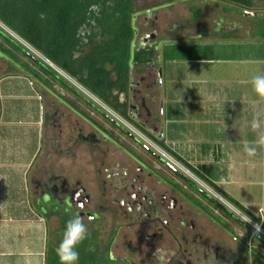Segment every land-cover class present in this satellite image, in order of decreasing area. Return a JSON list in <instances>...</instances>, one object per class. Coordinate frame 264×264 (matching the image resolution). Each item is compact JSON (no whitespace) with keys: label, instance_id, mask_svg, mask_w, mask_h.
Masks as SVG:
<instances>
[{"label":"flooded vegetation","instance_id":"flooded-vegetation-1","mask_svg":"<svg viewBox=\"0 0 264 264\" xmlns=\"http://www.w3.org/2000/svg\"><path fill=\"white\" fill-rule=\"evenodd\" d=\"M133 31L131 57L148 46L152 59L131 62L124 89L101 91L102 99L93 95L126 125L81 91L72 93L89 113L64 100L43 112L47 160L32 173L30 190L34 210L47 223V244L52 219L58 245L66 220L79 216L88 232L79 264H255L250 227L142 139L172 153L158 128L160 106L149 83L152 75L159 83L154 57L160 42L144 41L153 31L138 37L134 24ZM141 66L153 73L134 81L131 69ZM190 173L204 183L198 171Z\"/></svg>","mask_w":264,"mask_h":264},{"label":"crops","instance_id":"crops-1","mask_svg":"<svg viewBox=\"0 0 264 264\" xmlns=\"http://www.w3.org/2000/svg\"><path fill=\"white\" fill-rule=\"evenodd\" d=\"M256 1L252 0L249 9L264 6V0ZM228 39L232 38L219 34L214 40ZM12 47L0 37V60L5 66L0 72V264H46L47 223L34 210L30 190L32 173L47 160L42 147V115L48 104H58V100L90 111L73 90L22 54V59L18 58L19 52ZM161 51L155 49L154 57L160 72ZM234 59L237 64L253 61ZM163 61L162 65L176 62L174 58ZM165 73L171 82V68L166 67ZM232 75V83L223 80L211 88L190 84L175 89L168 82V99L162 98L160 88L157 98L161 112L158 128L164 143L227 195L230 189L251 191L264 186V144L259 142L264 137V118L257 120L256 115H264V99L252 91L246 71L235 69ZM249 146L256 147L255 156L247 155ZM52 162L56 166L55 159ZM251 196L260 200L259 205L255 206ZM257 196L249 192L247 197L232 199L264 224V188ZM237 232L242 234L240 228ZM262 247H252L255 264H264V253L258 251Z\"/></svg>","mask_w":264,"mask_h":264},{"label":"rangeland","instance_id":"rangeland-1","mask_svg":"<svg viewBox=\"0 0 264 264\" xmlns=\"http://www.w3.org/2000/svg\"><path fill=\"white\" fill-rule=\"evenodd\" d=\"M1 1L4 2L3 7L14 9V4L18 0ZM258 3H260V0L256 1L255 4ZM134 11H136V14L133 24L139 30L138 37L145 32L153 31L156 37L149 39L148 44L153 45L156 41L160 42L159 47L155 49L162 50L161 57L163 52L162 48L166 46L165 50L168 51L169 57L174 58L176 61L163 65V60L161 61L160 67L162 71L159 75L158 86L152 83L156 75L150 77V87L154 91L156 98H158V93H160V89H162V98L164 100L168 99L167 87L169 81L165 73L166 67L171 68L172 78L169 83L170 86L175 89L179 87L183 89V85L189 88L188 85L190 86V84L196 88L199 86L211 88L213 86L215 87V84L218 82H223V80L231 82L233 78L232 71L235 69L246 71V73L249 74L248 78H250V81L253 75L264 73V6H255L249 9L240 4L230 3L224 0H134ZM0 28L38 59L49 65L48 62L50 61H48L46 57L23 41L17 35L16 31L7 28L2 20H0ZM219 34L232 39L224 41L214 40ZM12 48L14 49V47ZM16 54L18 58L22 59L23 56L20 55V53ZM238 57H248L253 61L237 64V62L233 60ZM184 58H187L186 62ZM51 64L53 65L51 68L56 73L60 71L61 73H59V76L66 80V82L71 85L72 89L76 91L87 90L86 88L84 89L77 80L78 83L64 73L59 67L53 63ZM4 68V62L0 60V72H2ZM149 72L153 73V70L141 66L133 67L130 73L132 79L136 81L140 75H145ZM31 81L35 82V80ZM87 91L85 94L92 100L95 99L93 95H97L91 90ZM97 98L99 97L97 96ZM262 99L264 98H261V101ZM101 103L103 104V102ZM261 107L264 108V105ZM107 108L113 113L110 107ZM258 114L259 112L256 114L258 116L257 120L261 121V116L264 118V115ZM116 118L118 117L116 116ZM132 130L135 131V129ZM134 133L137 135L136 131ZM170 155L178 163L175 166L178 170L185 174V170L190 171V167L183 165L181 163L182 161L179 162L173 153ZM191 177L194 176L191 174ZM198 183L197 184L203 190L233 212L231 210L233 206L230 203L225 200L221 201L217 198L215 193L218 194V192L215 187H209L211 190L209 191L207 185L203 186L204 183H207L206 180H204V183ZM263 188L264 186L261 187L262 190ZM261 189L258 187V189L254 188V190L248 191L247 188H235L234 190H229V195L236 200L247 197L249 192L251 195L254 193L261 196ZM259 196L257 197L259 198ZM252 200L255 206L260 202L259 199ZM235 209L239 210L238 208ZM254 209H256V207ZM218 221L220 223L225 222L222 217H218ZM55 231V220L52 219L47 244L48 264H53L54 262L60 264L55 251L59 235H55ZM255 244L264 246L261 245L262 243L259 242L257 238L252 239L250 243L251 248ZM258 251L264 253L263 247L259 248Z\"/></svg>","mask_w":264,"mask_h":264},{"label":"trees","instance_id":"trees-1","mask_svg":"<svg viewBox=\"0 0 264 264\" xmlns=\"http://www.w3.org/2000/svg\"><path fill=\"white\" fill-rule=\"evenodd\" d=\"M224 1L246 8L252 5V0ZM3 5L4 2L0 0V20L7 28L16 31L30 47L77 80L84 89L94 92L99 99L104 98L101 91L124 89L131 62L145 63L154 55L153 48L143 46L131 57L136 14L134 0H18L14 9ZM0 37L43 72L74 91L49 65L1 28ZM165 48L166 46L162 48V59L169 60L171 57ZM176 159L190 167L180 157L176 156ZM208 184L215 187L225 201L264 230V224L258 217L249 213L213 183ZM238 221L245 223L240 218ZM252 236L264 245L262 235L255 233Z\"/></svg>","mask_w":264,"mask_h":264},{"label":"clouds","instance_id":"clouds-1","mask_svg":"<svg viewBox=\"0 0 264 264\" xmlns=\"http://www.w3.org/2000/svg\"><path fill=\"white\" fill-rule=\"evenodd\" d=\"M250 83L253 92L264 98V73L253 75ZM251 126L255 128L256 122L253 121ZM259 142L264 144V137H261ZM246 151L249 157L256 155L255 146H249ZM87 235V227L79 216H72L66 220L63 236L55 249L60 264H79L78 248Z\"/></svg>","mask_w":264,"mask_h":264},{"label":"built area","instance_id":"built-area-1","mask_svg":"<svg viewBox=\"0 0 264 264\" xmlns=\"http://www.w3.org/2000/svg\"><path fill=\"white\" fill-rule=\"evenodd\" d=\"M49 66L50 67H53V65L48 62ZM59 73H61L59 71ZM58 73V74H59ZM63 75V74H62ZM84 95L86 91H81ZM87 96V95H86ZM90 100H92L89 96H87ZM94 103H96L97 105H99L102 109H104L106 112H108L109 114H111L112 116H115L105 105H103L98 99H93L92 100ZM116 117V116H115ZM123 125H126L125 122L123 121H120ZM141 137V136H140ZM142 138V137H141ZM144 142L146 144H148L155 152H157L158 154H160L161 156H163L169 163H171L173 166H176L178 163L173 159L172 156H170L168 153L164 152L159 146L155 145L154 143H151V141L147 140V139H144ZM154 144V145H153ZM186 172V175L189 176L192 180H194V182L196 181L197 183L198 182H202L200 181L199 179H197L196 177H191V174L190 171L188 170H185ZM185 174V173H184ZM203 183V182H202ZM199 184V183H198ZM202 186V185H201ZM203 186H206L205 184ZM209 191H211L209 189V187H207ZM215 195L217 196V198L221 201H224V199L218 195L217 193H215ZM231 210L233 211V213L238 217L240 218L242 221H244L249 227L250 229L252 230V235H254L255 233L257 232H260L258 234L262 235L264 237V230L260 227V225L254 221H252L251 219H249L246 215H244L242 212H240L239 210H236L233 207H231Z\"/></svg>","mask_w":264,"mask_h":264},{"label":"water","instance_id":"water-1","mask_svg":"<svg viewBox=\"0 0 264 264\" xmlns=\"http://www.w3.org/2000/svg\"><path fill=\"white\" fill-rule=\"evenodd\" d=\"M154 37H155L154 34L147 35V37L144 39V41H145V40H148V39H152V38H154Z\"/></svg>","mask_w":264,"mask_h":264}]
</instances>
